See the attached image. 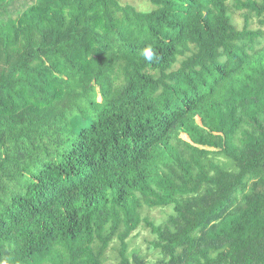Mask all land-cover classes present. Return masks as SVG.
Returning a JSON list of instances; mask_svg holds the SVG:
<instances>
[{
	"label": "trees",
	"instance_id": "16d2710c",
	"mask_svg": "<svg viewBox=\"0 0 264 264\" xmlns=\"http://www.w3.org/2000/svg\"><path fill=\"white\" fill-rule=\"evenodd\" d=\"M147 1L0 0V264H264V0Z\"/></svg>",
	"mask_w": 264,
	"mask_h": 264
},
{
	"label": "rangeland",
	"instance_id": "374dc122",
	"mask_svg": "<svg viewBox=\"0 0 264 264\" xmlns=\"http://www.w3.org/2000/svg\"><path fill=\"white\" fill-rule=\"evenodd\" d=\"M122 3H128L133 6H135L137 9L141 11H149L152 6L147 0H121ZM234 20L238 24V27L240 28L243 24V19L240 15V13L234 14ZM251 28L253 29H261L264 30V27L260 26L256 19H253L251 22ZM98 100H100V96L98 95ZM198 121V120H197ZM183 139L188 141V138L186 135H181ZM170 213L169 209H163V208H144L142 211V217H146L149 220L155 222V223H162L166 220L168 217V214ZM154 239L153 235L150 233L149 229L142 224L140 227H138L136 230H134L129 239H128V253L131 254L134 251H138L142 254H145L149 259L154 260L158 257V252L153 249H148L149 242ZM116 244L113 245L115 247ZM108 256V263L116 264L115 259V250L113 248H110L107 252Z\"/></svg>",
	"mask_w": 264,
	"mask_h": 264
},
{
	"label": "clouds",
	"instance_id": "9594fccd",
	"mask_svg": "<svg viewBox=\"0 0 264 264\" xmlns=\"http://www.w3.org/2000/svg\"><path fill=\"white\" fill-rule=\"evenodd\" d=\"M150 55V54H149Z\"/></svg>",
	"mask_w": 264,
	"mask_h": 264
}]
</instances>
